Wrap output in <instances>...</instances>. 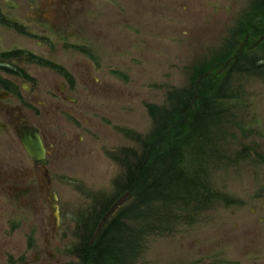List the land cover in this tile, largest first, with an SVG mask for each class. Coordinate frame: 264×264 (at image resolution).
I'll list each match as a JSON object with an SVG mask.
<instances>
[{"label": "rangeland", "instance_id": "obj_1", "mask_svg": "<svg viewBox=\"0 0 264 264\" xmlns=\"http://www.w3.org/2000/svg\"><path fill=\"white\" fill-rule=\"evenodd\" d=\"M262 5L0 0V264H82L76 248L98 218L97 231L110 224L116 244L104 264H264V68L250 62L264 63V34L249 31ZM9 54L19 60L10 63ZM223 55L237 67L211 72L203 106L198 92L208 75L195 73ZM58 68L73 74V89ZM11 84L22 100L6 94ZM186 106L193 117L172 122ZM198 112L201 128L174 165L202 171L209 185L186 196L175 183L167 189L175 198L143 207L128 188L124 157L137 155V163L141 144L151 138L157 147L175 127L188 130ZM24 123L46 141L42 165L20 140Z\"/></svg>", "mask_w": 264, "mask_h": 264}, {"label": "trees", "instance_id": "obj_2", "mask_svg": "<svg viewBox=\"0 0 264 264\" xmlns=\"http://www.w3.org/2000/svg\"><path fill=\"white\" fill-rule=\"evenodd\" d=\"M260 8H262L263 12H261V15L258 16V23L252 25L251 30H249L254 32L255 35L264 34V5H262ZM239 23H245V28L250 27V25L244 22V20L242 19ZM245 34L251 33L245 32ZM8 57H10V54ZM250 62L253 68H255V65H258L259 68H264L263 59L253 57ZM208 63V66H201V68L195 73V77H200V75L201 77H203L204 75H208V78L204 79L200 84L198 92V103L201 102L203 106L209 104L204 98L207 95V92H209V89L211 87L210 85L213 83L215 78V75H213L211 72L215 68L219 67L223 68L226 66L229 67L230 70L236 69L237 67L235 61L231 58V56L229 57L228 55H223L215 60L213 59L212 61H208ZM217 77H219V75H217ZM10 87L14 89L16 88V86H12V84L10 85ZM188 104L189 101L187 103V106ZM187 106L184 108H180L179 111H176L177 114L174 115V120L172 122L177 121L178 119H183L185 117H187L188 119L191 118V116L193 117L194 112L186 111L188 109ZM198 113L200 115L198 116L199 118L193 119L195 124H192L188 130L186 129L185 125L175 127L174 130H178V132L181 130V132L183 133L182 135H179L178 138V132H175L173 138L166 136L167 138L165 137L164 143L158 145L157 147H152L153 140H151V138L148 141L144 142L143 145L141 144V149L144 157H140L141 160H139L137 163H135L137 160L134 162V160L137 159V155H133L135 156L134 160L132 159L133 157H129L128 155L127 157H124L126 163L124 164V168H126L125 178H127V184L128 181H130L128 188L133 193H139L134 195L139 199V204H142L143 207H146L148 209L151 205H158L159 201H167V199L163 200L164 198H167V196L168 199L175 198V195L167 194V189H170L173 184L175 185V183H180L184 186V189H186L187 191L184 194L186 196H197V194L200 195L201 187L205 188V185H209V179L207 178V176L201 174L202 171H192L189 169L185 171V169H183L182 167L179 168L181 169L179 171L174 165V160L183 157L185 153H188L187 142L192 138L194 134H197L199 132V128H201V112ZM158 132L163 134L164 130H160ZM157 137L158 136H156L155 139ZM150 147L151 153L149 155L148 161H146L145 157ZM194 152L196 159L199 158L201 155V150L200 152H198L197 149ZM203 182L205 185L203 184ZM122 186H124L125 188V184H123ZM108 208L105 209V214ZM99 224V218L97 219V221L95 219L91 226L92 228H95L94 232H89L86 238L83 237L84 240H81L83 243L82 246L76 248L82 259V264H104L102 259L110 254L113 246L116 245L113 240V238L115 237L110 236V233H108L110 230H112L113 227H110V224L108 223L109 225L106 226V229H103L105 234H101L99 231H97ZM118 247H120L119 242Z\"/></svg>", "mask_w": 264, "mask_h": 264}, {"label": "flooded vegetation", "instance_id": "obj_3", "mask_svg": "<svg viewBox=\"0 0 264 264\" xmlns=\"http://www.w3.org/2000/svg\"><path fill=\"white\" fill-rule=\"evenodd\" d=\"M247 46H248V42H247ZM250 46V45H249ZM22 53V52H21ZM88 53V52H87ZM31 55V54H30ZM33 55V54H32ZM34 56V59H32L34 62H36V63H38V64H43V62H45V59L44 58H41V56L40 57H38V56H36V55H33ZM13 58H15V59H18L19 60V58H17V57H10L9 58V61H10V63H14V61H13ZM43 61V62H41V61ZM11 71L13 72V73H16L17 75H19L18 77H23V78H25L24 76H27L28 78H26V79H28V80H35L32 76H30L28 73H26L25 71H18L17 70V68H12L11 69ZM56 71V73H57V75L62 79H64L67 83H68V85H69V87L70 88H74L75 86H76V84H75V80H74V76H73V74H71V72L70 71H65L64 69H60V68H58V70H55ZM31 77H29V76ZM14 82V81H13ZM23 83H24V81H23ZM22 86H23V84H22ZM69 87L67 86V88L66 87H64L61 91H60V96H61V98L62 99H66V100H68V98L69 97H67V96H69V95H66V89H69ZM6 89H7V92H6V94H12L13 95V97H17L19 100H22L23 99V97L20 95V92L19 91H17L18 90V87L17 88H12V87H6ZM28 91H32V87H30V88H28ZM4 94H1L0 96H3ZM62 107L63 106H61V105H59V111H61V109H62ZM73 111H70V110H68V111H63L62 112V115L64 116V115H67L66 113H69V115L72 113ZM28 125H30V124H27V123H24V126L26 127V126H28ZM24 126H22L21 127V129L24 127ZM33 126V125H32ZM35 127V126H34ZM35 128H37L38 129V131H39V133H40V135H41V137H42V139L44 140V145H45V147H46V150H47V152H48V147H47V145H46V141H45V139H44V137H43V135H42V133H41V131H40V129L38 128V127H35ZM21 129H19V128H17V133L19 134V136H20V131H21ZM39 164V163H38ZM43 163H41L40 165H42ZM44 175L46 176V177H49V172H47V170L44 172ZM48 183L50 184V178H49V180H48Z\"/></svg>", "mask_w": 264, "mask_h": 264}, {"label": "water", "instance_id": "obj_4", "mask_svg": "<svg viewBox=\"0 0 264 264\" xmlns=\"http://www.w3.org/2000/svg\"><path fill=\"white\" fill-rule=\"evenodd\" d=\"M245 45L246 43L242 45L239 51L240 53H242V49L245 47ZM19 137L27 153L33 158L35 163L43 162L46 159L47 151L44 145V141L37 128H34L32 126L23 127L20 131ZM127 196L128 194L124 195V197L121 198L117 204L113 205L110 212L116 210L117 206L121 204L124 199L127 198ZM54 209L56 219L57 221H59V207L57 205H54Z\"/></svg>", "mask_w": 264, "mask_h": 264}, {"label": "bare ground", "instance_id": "obj_5", "mask_svg": "<svg viewBox=\"0 0 264 264\" xmlns=\"http://www.w3.org/2000/svg\"><path fill=\"white\" fill-rule=\"evenodd\" d=\"M251 67V66H250Z\"/></svg>", "mask_w": 264, "mask_h": 264}]
</instances>
